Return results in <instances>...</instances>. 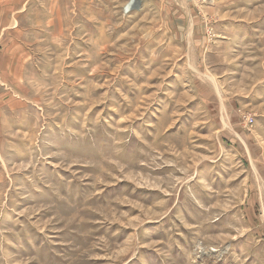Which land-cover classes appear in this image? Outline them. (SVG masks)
<instances>
[{
  "label": "rangeland",
  "instance_id": "rangeland-1",
  "mask_svg": "<svg viewBox=\"0 0 264 264\" xmlns=\"http://www.w3.org/2000/svg\"><path fill=\"white\" fill-rule=\"evenodd\" d=\"M0 11V264H264V0Z\"/></svg>",
  "mask_w": 264,
  "mask_h": 264
},
{
  "label": "crops",
  "instance_id": "crops-1",
  "mask_svg": "<svg viewBox=\"0 0 264 264\" xmlns=\"http://www.w3.org/2000/svg\"><path fill=\"white\" fill-rule=\"evenodd\" d=\"M6 15H3L0 11V30L4 29V26L8 25L10 20ZM186 43V41H185ZM24 52L16 49L15 46H3V41L0 43V83L4 82V75L15 72L14 70L19 69L25 62ZM29 58V56H28ZM22 59V60H21ZM22 62V63H21Z\"/></svg>",
  "mask_w": 264,
  "mask_h": 264
},
{
  "label": "bare ground",
  "instance_id": "bare-ground-1",
  "mask_svg": "<svg viewBox=\"0 0 264 264\" xmlns=\"http://www.w3.org/2000/svg\"><path fill=\"white\" fill-rule=\"evenodd\" d=\"M133 7H134V6H133ZM127 10L129 11V10H131V9H127ZM127 10H126V11H127Z\"/></svg>",
  "mask_w": 264,
  "mask_h": 264
}]
</instances>
